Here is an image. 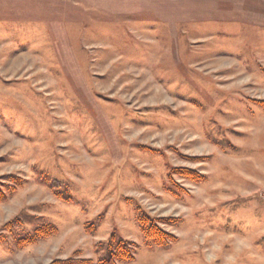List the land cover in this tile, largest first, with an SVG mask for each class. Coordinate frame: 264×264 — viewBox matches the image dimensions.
Segmentation results:
<instances>
[{"label": "rangeland", "instance_id": "1", "mask_svg": "<svg viewBox=\"0 0 264 264\" xmlns=\"http://www.w3.org/2000/svg\"><path fill=\"white\" fill-rule=\"evenodd\" d=\"M0 184V264H264V0H0Z\"/></svg>", "mask_w": 264, "mask_h": 264}, {"label": "trees", "instance_id": "2", "mask_svg": "<svg viewBox=\"0 0 264 264\" xmlns=\"http://www.w3.org/2000/svg\"><path fill=\"white\" fill-rule=\"evenodd\" d=\"M179 172L183 176L191 177L194 180L198 178V175H196V173H193V171H190L188 169H179ZM14 181H18V179L15 178ZM0 186L4 185L0 184ZM4 199L5 193L0 188V201ZM16 222H18L17 218L12 219V221L6 223L5 226H12L13 224H16ZM152 225L153 223L150 221L144 222V227L149 230L148 235L150 234L151 238L156 244L161 246H168L170 239L173 240V236L159 229L157 225L152 229ZM35 231L41 236H46L48 234V232L44 231L42 228H37ZM258 241L259 244H262V242L264 241V236H262ZM132 244L133 243L124 241L120 238H112L109 240L105 247L103 257L96 262H93L91 259L77 257L76 254H74L73 256H69L66 259H54L48 264H119L122 262H129L133 259Z\"/></svg>", "mask_w": 264, "mask_h": 264}]
</instances>
